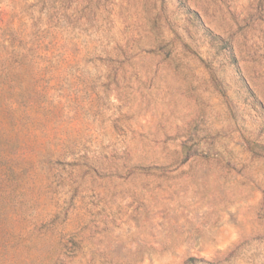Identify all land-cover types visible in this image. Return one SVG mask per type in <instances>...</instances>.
I'll return each instance as SVG.
<instances>
[{
	"label": "rangeland",
	"instance_id": "rangeland-1",
	"mask_svg": "<svg viewBox=\"0 0 264 264\" xmlns=\"http://www.w3.org/2000/svg\"><path fill=\"white\" fill-rule=\"evenodd\" d=\"M0 264H264V0H0Z\"/></svg>",
	"mask_w": 264,
	"mask_h": 264
}]
</instances>
